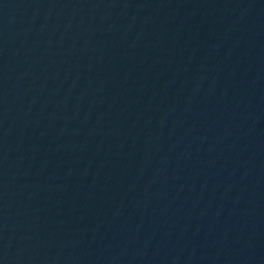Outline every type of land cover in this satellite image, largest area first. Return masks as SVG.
Here are the masks:
<instances>
[{
  "label": "water",
  "instance_id": "95a60500",
  "mask_svg": "<svg viewBox=\"0 0 264 264\" xmlns=\"http://www.w3.org/2000/svg\"><path fill=\"white\" fill-rule=\"evenodd\" d=\"M0 264H264V0H0Z\"/></svg>",
  "mask_w": 264,
  "mask_h": 264
}]
</instances>
